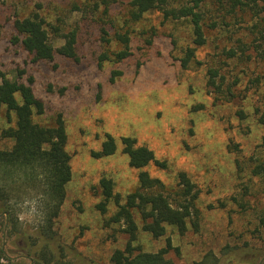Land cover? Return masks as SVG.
Instances as JSON below:
<instances>
[{
    "label": "rangeland",
    "instance_id": "rangeland-1",
    "mask_svg": "<svg viewBox=\"0 0 264 264\" xmlns=\"http://www.w3.org/2000/svg\"><path fill=\"white\" fill-rule=\"evenodd\" d=\"M128 1L118 0L120 5L114 8V17ZM169 1L172 6H179L186 0ZM212 1L205 0L203 10H213ZM86 2L3 0L0 4V70L10 79L21 75L22 81H26L32 77L33 90L45 104V114L38 120L46 124L60 113L66 127L71 179L53 225L57 242L53 258L59 264H111L114 251L124 249L128 241V235L122 232L124 224L106 225L118 210L114 200L105 214L96 205L101 200L99 182L103 177L111 180L120 205L136 188L137 171L128 166L127 157L120 152V138L130 137L166 163L165 170L147 166L145 170L151 177L174 188L177 173L184 172L199 192L196 215L187 221L183 234L168 226L163 237L154 239L139 230L136 248L156 253L169 239L172 248L166 255V264H193L207 253L215 255L221 264H264V181L239 174L236 166V161L254 153L264 154V126L253 116L254 108L264 114V84L252 87L246 77L253 71L263 73L264 67L250 62L246 68L239 62V96L232 102L215 98L205 88V65L182 70L176 60L180 50L173 48L171 37L178 41V46L185 47L187 23L163 22L157 13L146 15L141 27L135 28L136 32L143 27L155 29L151 46L135 35L131 59L120 65L99 67L97 16L82 17L72 10ZM35 5L40 8L37 10ZM34 11L47 26H60L63 33L78 28L76 61L57 56L53 63H34L19 44L12 43L14 20ZM251 13L239 12V36L252 23ZM49 27L46 29L51 34ZM206 37L207 44L196 51L202 63L209 62L223 45L219 32ZM52 42L56 49L64 43L55 38ZM137 62L141 64L139 68ZM113 70L121 71L122 76L111 80ZM239 111L243 118L236 115ZM4 127L2 119L0 135ZM105 134L114 138L115 154L91 158L90 152L100 149ZM11 146L12 142L0 138V150ZM239 201L249 208H241ZM15 207L21 230L33 233L41 220L36 201L28 200ZM255 228L260 234L253 232ZM19 245L20 239L7 234L6 219L0 216V246L6 257L12 264H36L29 257H20ZM59 247H64L63 254ZM255 250L261 252L257 255ZM239 257L243 262L235 260L239 261Z\"/></svg>",
    "mask_w": 264,
    "mask_h": 264
},
{
    "label": "trees",
    "instance_id": "trees-1",
    "mask_svg": "<svg viewBox=\"0 0 264 264\" xmlns=\"http://www.w3.org/2000/svg\"><path fill=\"white\" fill-rule=\"evenodd\" d=\"M204 1L186 0L179 6H172L169 0H129L119 8L115 17L114 8L120 5L118 0H87L82 7L73 6L72 10L80 12L82 17L97 16L95 23L101 47L97 57L99 67L105 64L120 65L131 59L135 35L143 38L141 40L145 41L146 46H151L155 29L143 27L139 32L135 29L141 27L146 15L157 13L163 22H186L189 28L188 44L178 46V41L171 37L173 48L180 50V56L176 58L180 68L189 70L193 65H205L207 93L224 102H232L239 96L236 92L239 83L236 68L239 62L246 66L256 63L264 67V0H213V10H203ZM2 2L0 0V4ZM35 8L38 10L40 6L35 5ZM248 10L252 12V23L245 26L239 36V12L244 14ZM46 27L49 25L38 11L17 18L12 24V43L19 44L34 63H53L57 56L76 61L78 28L63 33V28L51 25L49 34ZM214 32L222 35L223 45L218 47V52L211 56L209 62L202 63L196 51L207 44L206 35ZM54 38L64 41L58 49L53 45ZM140 66L137 62L136 68ZM121 76L119 70L111 72V80ZM246 77L249 85L259 88L264 84V69L263 73L254 74L253 71ZM33 82L32 77L22 81L21 75L10 79L0 70V122L5 119L0 138L12 142L10 149L0 150V216L6 219L7 234L20 239L21 257H29L36 264H59L53 258V248L57 247L53 225L65 199L66 185L71 179L70 156L66 151L67 134L60 113L51 117L46 124L38 120L45 114V104L35 94ZM236 115L243 118L242 111ZM253 116L258 124L264 126V114H260L259 109L254 108ZM120 144V152L127 157L128 166L137 171V186L123 198L120 205L119 195L113 193L111 180L100 179L101 200L96 209L105 214L109 203L114 200L118 210L106 225L122 223L125 226L122 232L128 235L124 249L114 251L110 262L166 264V255L172 248L170 240L167 239L166 246L156 253L143 252L134 246L138 231L158 239L164 236L166 227L171 226L183 234L187 221L191 220L193 214L196 215L195 203L199 192L184 172L177 173L174 188L151 177L145 170L147 166L165 170L167 165L157 160L146 146L138 145L136 139L121 137ZM261 149H264V137ZM115 152L114 138L105 134L100 149L91 151L90 155L94 159H103L113 156ZM262 153L257 152L245 160L236 161L239 174L264 181ZM28 200L36 201L41 216L40 225L31 234L21 230L15 207ZM239 206L245 210L249 208L240 201ZM261 223L264 224L263 221ZM192 225L196 227L193 221ZM253 232L260 234L258 228ZM59 248V253L63 254L64 247ZM223 250L227 251L226 248ZM259 252L254 251L257 255ZM240 258L239 261L237 258L235 260L243 262ZM0 264H12L1 246ZM193 264H221V261L212 253H207Z\"/></svg>",
    "mask_w": 264,
    "mask_h": 264
},
{
    "label": "clouds",
    "instance_id": "clouds-1",
    "mask_svg": "<svg viewBox=\"0 0 264 264\" xmlns=\"http://www.w3.org/2000/svg\"><path fill=\"white\" fill-rule=\"evenodd\" d=\"M21 218H23V217H21Z\"/></svg>",
    "mask_w": 264,
    "mask_h": 264
},
{
    "label": "water",
    "instance_id": "water-1",
    "mask_svg": "<svg viewBox=\"0 0 264 264\" xmlns=\"http://www.w3.org/2000/svg\"><path fill=\"white\" fill-rule=\"evenodd\" d=\"M5 217H6V215H5Z\"/></svg>",
    "mask_w": 264,
    "mask_h": 264
},
{
    "label": "flooded vegetation",
    "instance_id": "flooded-vegetation-1",
    "mask_svg": "<svg viewBox=\"0 0 264 264\" xmlns=\"http://www.w3.org/2000/svg\"><path fill=\"white\" fill-rule=\"evenodd\" d=\"M21 257V256H20Z\"/></svg>",
    "mask_w": 264,
    "mask_h": 264
}]
</instances>
